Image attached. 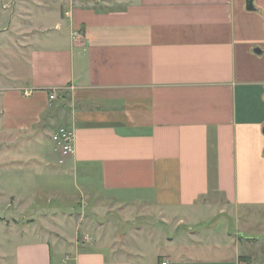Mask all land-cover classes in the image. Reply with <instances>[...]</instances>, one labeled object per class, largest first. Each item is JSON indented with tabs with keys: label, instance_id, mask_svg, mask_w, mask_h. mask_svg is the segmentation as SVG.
Masks as SVG:
<instances>
[{
	"label": "crops",
	"instance_id": "1",
	"mask_svg": "<svg viewBox=\"0 0 264 264\" xmlns=\"http://www.w3.org/2000/svg\"><path fill=\"white\" fill-rule=\"evenodd\" d=\"M61 1L7 16L0 135L44 181L9 194L34 222L0 221V264H264V0Z\"/></svg>",
	"mask_w": 264,
	"mask_h": 264
},
{
	"label": "rangeland",
	"instance_id": "2",
	"mask_svg": "<svg viewBox=\"0 0 264 264\" xmlns=\"http://www.w3.org/2000/svg\"><path fill=\"white\" fill-rule=\"evenodd\" d=\"M15 1L16 0H0V83H4L5 80H7L6 79L8 76L7 72H14V75H16L19 72L22 78L23 76L24 77L27 76V71L24 69L22 65L23 62L15 61L16 58H13L15 57V55L11 52H7L8 50L4 51L3 49V47L6 48L8 43L11 45H14V47L19 48L20 46L24 45V42H25L24 41L25 38L23 36L26 33L24 32V29H28V28L21 21H19L20 26L18 27V29L10 30L11 33L13 34V35L11 34L10 38L14 37L15 41H9L8 34L6 33V31L8 30L5 29L6 24H7L6 22H7L8 14H10V12L15 9V6H16ZM46 1L48 5L56 11L58 10V6H59V4L57 5V3L62 2L61 0H46ZM10 56H13V57H10ZM0 91H1V86H0ZM1 99L2 98H1V92H0V110H1ZM50 127H51V130L54 129L53 126H50ZM47 135L48 134L42 135L43 139L47 138ZM14 147L15 146H13L10 143L7 136L0 135V196H1L0 197L1 198L0 199V221L3 222L4 225L6 224L5 226L7 225L9 226L10 224H13V222H15L16 227L20 228L24 225H27V226L32 225L31 223L34 222V218L33 216L23 217L21 215L20 217H17V219H19L18 221H14L13 220L14 216L11 215L12 210H13L12 208L13 202L8 201L9 199L7 200V198L9 197V194L13 192V189L16 188L14 185H18L21 187L24 186L25 177L29 180H34V181H38L40 179L42 181L44 180L39 177H32V176L29 177V172L27 171L29 169L26 170V164H25L26 160L24 158V157H27L28 154L24 152V149L21 150L19 153L15 154L13 152ZM16 160H19L20 163L11 164L12 162Z\"/></svg>",
	"mask_w": 264,
	"mask_h": 264
},
{
	"label": "built area",
	"instance_id": "3",
	"mask_svg": "<svg viewBox=\"0 0 264 264\" xmlns=\"http://www.w3.org/2000/svg\"><path fill=\"white\" fill-rule=\"evenodd\" d=\"M49 99L54 100V95H50ZM50 141L58 156V164L62 165L65 159L74 153L75 136L71 130L61 127L50 135Z\"/></svg>",
	"mask_w": 264,
	"mask_h": 264
},
{
	"label": "water",
	"instance_id": "4",
	"mask_svg": "<svg viewBox=\"0 0 264 264\" xmlns=\"http://www.w3.org/2000/svg\"><path fill=\"white\" fill-rule=\"evenodd\" d=\"M245 9L249 12L256 11V8L254 6V0H245ZM256 54H262L264 51L261 49L257 48L254 50ZM263 133H264V128H263Z\"/></svg>",
	"mask_w": 264,
	"mask_h": 264
}]
</instances>
